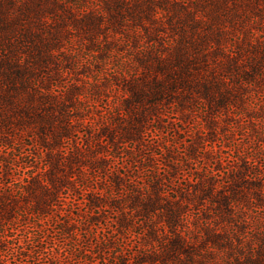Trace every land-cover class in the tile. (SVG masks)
Listing matches in <instances>:
<instances>
[{"label": "rangeland", "instance_id": "1", "mask_svg": "<svg viewBox=\"0 0 264 264\" xmlns=\"http://www.w3.org/2000/svg\"><path fill=\"white\" fill-rule=\"evenodd\" d=\"M28 1L0 0V196L16 195L27 184L29 169L41 166V152L31 140L33 135L39 141L38 127L21 122L4 98L10 93V68L28 69L31 85L45 93L60 88L79 94L75 106L84 111L72 114L84 124H75L73 141L63 142H79L85 163L90 152L112 151L103 122L107 109L120 101L121 71L151 77L154 72L147 73L144 64L152 67L156 56L163 55L173 68L174 53L180 50L189 61L203 56L204 63L197 62L201 65L190 77L213 75L243 87L237 91L241 98L224 107L209 106L199 89L185 99L175 95L159 109L167 118L153 122L156 116H148V128H155L152 141L119 147L122 152L134 148L128 151L134 158L124 166L131 174L138 162L142 178L150 167L154 171V163L162 160L159 153L166 150L169 157L162 161L173 158L182 164L171 182L169 167L170 174L160 177L168 199L183 203V243H176L160 210L148 217L115 208L121 203L114 202L94 213L93 223L76 228L84 234L99 223L100 229L86 240L71 241L56 233L53 223L19 212L31 199L15 196L19 200L8 208L19 219L0 232L5 264H29L37 256L47 262L54 251L69 257L77 246L91 253L87 264H264V0H56L62 5L25 17L26 8L32 12ZM4 17L16 21L5 26ZM253 64L257 71L250 80L245 73ZM95 83L97 97L92 95ZM127 118L115 123L125 125ZM209 184L216 189L202 197ZM32 237L42 242L29 241ZM80 257L76 264H84Z\"/></svg>", "mask_w": 264, "mask_h": 264}, {"label": "trees", "instance_id": "2", "mask_svg": "<svg viewBox=\"0 0 264 264\" xmlns=\"http://www.w3.org/2000/svg\"><path fill=\"white\" fill-rule=\"evenodd\" d=\"M28 2V9L32 12L26 8L25 12H22L25 17L28 14L39 15L42 8H44V13H47L50 8L62 5L59 4L60 1L56 0L51 1L50 4L46 3V0H29ZM4 18L5 26L16 21L15 18ZM174 54L175 66L173 68L170 67L169 61L167 62L168 57L163 55L156 56V62L152 67L150 64H144L147 73H150L149 69L154 72L151 77L141 76L143 73L138 74L136 70L119 73L123 84L122 91L118 93L120 101L113 102L112 106L107 109L108 112L103 122L104 129H108L104 134L109 140L112 151L103 154L90 152V159L87 158L89 162L86 163L81 162L84 157L82 156L83 148L79 142L75 140L72 145L69 143L65 145L63 142L66 138L73 141L72 137L76 133L73 131L75 124H84V120H73L72 112L84 111L80 108L76 109L75 106L76 103L80 105L79 94H75L70 89L62 91L63 89L60 88L45 93L40 88L31 85L28 80L31 72L28 69L15 67L14 70L13 68L9 69L11 73L10 77L6 78V82L10 84V93L4 95V98L13 105L21 122L27 123L28 121L30 125L38 127L36 137L39 141H35L33 135L31 140H34L36 149L41 152V166L36 170L29 169L27 184L19 188L16 195H12L14 192L11 191L8 196H0L2 197L0 198V211H2V214L0 213V232L19 219L14 216L16 211L13 213L12 207L10 208L11 214L9 213L8 206L19 200V197L15 196H22L24 201L27 199H31V201L28 207H22L19 212L24 213L25 216L31 215L38 222L53 223L54 229L57 230L56 233L66 235L71 241L86 240L89 233L93 234L100 229L99 223L94 224L95 228L90 227L89 231L86 229L84 234L76 228L85 226L87 221L93 223L91 221H93L94 213L104 211L106 206H112L109 204L110 202L121 203L117 204L115 208L133 210L143 216L148 215V217L153 211L160 210L166 218L165 225L169 228L168 230L176 233V243L181 244L185 241L180 233L181 226L187 222L186 214H181L183 203L179 204L175 197L168 199V191L162 188V177H160L165 173L170 174L167 169L169 167L173 172L170 176L171 182L176 179L173 177L176 175L174 172L180 169L182 164L179 161H174L173 158L162 161L169 157L170 152L166 150L165 154L159 153L162 160L159 161L160 163H154V171L150 167L142 178L139 174L138 162L135 161L137 165H133L134 172L131 174H128V166H124L125 161L134 158L133 154L128 152L133 151L134 148L127 147L128 150L125 149V152H122L119 147L128 142L133 145H143L144 142L152 141L153 137L150 134L154 132L155 128L153 130L148 128L147 120L151 119L148 116H156L152 119L153 122L163 119L162 117L167 118V113H163L159 109L162 104H170L173 96L178 95L185 99L194 89H199L203 91L202 96L208 105L210 104L209 106L212 108L214 106L224 107L225 104L232 105L233 100L241 98L237 91L238 89L242 90L243 85L235 88L228 85L226 80L213 77V75L210 79L192 78L190 77L191 73L195 71L196 66L201 65L197 62L204 63L203 56L199 59L192 58L193 60L189 61L180 50H176ZM182 59L187 64L182 62ZM251 67V72L245 73L247 75L245 77L250 80L257 71V65L253 64ZM99 90L95 83L92 86V95L99 96ZM71 107L73 109L69 110ZM168 109L171 110L170 107ZM226 113H232L230 108L227 107ZM108 115L109 117H107ZM124 118L128 119L125 125L121 122L115 123V120L121 121ZM217 118L215 117V119ZM89 125L92 123L89 122ZM102 142L107 143V141ZM188 149L191 153L193 146H189ZM185 156L187 158L185 160L188 161L189 154L186 153ZM118 161L120 162L117 163ZM99 171L103 174L99 175ZM160 171H162L161 174ZM155 174L157 175L155 176ZM150 179L151 182H149ZM215 189V186L209 184L204 191L202 190L201 196L210 195ZM179 194L186 196L182 192ZM4 197H8V199ZM74 202L76 204L73 205ZM4 210H6L5 214ZM125 225V223L122 224L123 227ZM161 226L164 228L163 225ZM39 231L43 232L41 229ZM84 235L86 237H83ZM36 239V237H32L29 238V241H36L37 244L42 242ZM73 250L74 252L69 254V257L61 253L62 251H54L49 255L47 262H43L37 256L36 260L29 264H69L67 261L69 258L71 260L73 258L72 264H76L79 262L78 255L81 256V261L87 264L86 258L91 253L78 248V246ZM5 263L6 261L0 254V264Z\"/></svg>", "mask_w": 264, "mask_h": 264}]
</instances>
